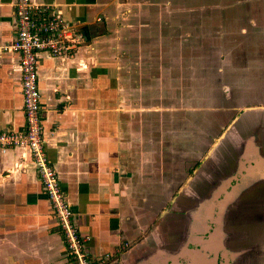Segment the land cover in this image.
<instances>
[{
  "label": "crops",
  "instance_id": "crops-1",
  "mask_svg": "<svg viewBox=\"0 0 264 264\" xmlns=\"http://www.w3.org/2000/svg\"><path fill=\"white\" fill-rule=\"evenodd\" d=\"M32 1L58 6L85 39L72 56L39 53L38 86L47 154L89 258L104 264H239L242 257L213 258L205 242L203 249L195 243V222L208 214L160 207L175 201L170 186L183 177L179 160L164 155L168 143H159V132L195 123L189 102L200 94L218 99L232 94L228 84L264 85V62L232 64L227 53L248 52L241 45L223 47V40H264V0ZM13 3L0 0V45L15 38ZM233 66L239 68L235 74L245 68L246 76L233 75ZM241 108L204 161L218 157L233 137L241 141L240 119L264 125L258 115L264 102ZM24 125L19 57L3 54L0 132H21ZM180 147L172 140L168 149ZM184 181L178 195L187 198L193 179ZM0 264H70L23 149L0 153Z\"/></svg>",
  "mask_w": 264,
  "mask_h": 264
},
{
  "label": "flooded vegetation",
  "instance_id": "flooded-vegetation-1",
  "mask_svg": "<svg viewBox=\"0 0 264 264\" xmlns=\"http://www.w3.org/2000/svg\"><path fill=\"white\" fill-rule=\"evenodd\" d=\"M237 57L240 60L231 63L242 61L241 54ZM202 73L203 68L198 67V82L202 81ZM207 73L208 70L205 76ZM252 86L236 84L235 88L232 86L235 92L222 95V99L232 102L231 107H224L221 97L211 102L210 94L204 98L200 94L199 100L195 98L189 102L195 105V123H181L173 133H166L164 126L159 132V143H168L162 146L166 151L164 155H173L179 160L177 173L183 177L170 186L171 199L175 198V201L168 200L160 207L193 208L197 215L208 214L205 220L195 222L198 233L194 237L195 243L203 249L205 242L213 258L232 254L242 257L239 264H244L243 259H251L249 264H264V125L240 119L241 141H235L233 137L224 143L218 157L206 161L203 157L219 133L234 119L240 118L242 104L264 102V85L256 84L253 89ZM213 103L219 107L217 112H211ZM172 140L180 141L181 150L172 153L168 149ZM188 177L193 179L192 194L186 198L178 194Z\"/></svg>",
  "mask_w": 264,
  "mask_h": 264
},
{
  "label": "built area",
  "instance_id": "built-area-1",
  "mask_svg": "<svg viewBox=\"0 0 264 264\" xmlns=\"http://www.w3.org/2000/svg\"><path fill=\"white\" fill-rule=\"evenodd\" d=\"M13 13L15 38L7 45H0V55L16 54L19 57L25 125L21 132H0V153L10 149H23L30 156L62 233L70 264H104V261L91 260L85 252V240L75 224L73 210L49 160L38 86V54L44 52L54 58L72 56L84 44L85 39L56 5L14 0Z\"/></svg>",
  "mask_w": 264,
  "mask_h": 264
},
{
  "label": "rangeland",
  "instance_id": "rangeland-1",
  "mask_svg": "<svg viewBox=\"0 0 264 264\" xmlns=\"http://www.w3.org/2000/svg\"><path fill=\"white\" fill-rule=\"evenodd\" d=\"M224 39H225V36H224ZM234 41L232 42V41H224L223 40V42H224L223 47H225V48L229 49V51H231L234 48L235 49H241L240 47H237V46L241 45V47L244 48L243 50H246L248 52V53L242 54L243 59H242V61H239V63H237V65L246 66V65H244L245 62L249 63V65H255V64H257V62H264V40L260 39L256 43L249 42V44H246L247 42H241L240 40H237V39H234ZM257 48L259 51L256 50ZM223 50L225 51L226 49H223ZM257 51L258 52L261 51V53H258ZM227 54L231 58L232 61L240 60V58L236 57V56H238L236 52H230ZM232 64L236 65V62H233ZM232 69H233V73H234L233 75L241 77V78L246 76L245 68H241L237 74H235V73L237 70H239V68L237 66L236 67L233 66ZM228 86L230 87V90L228 92H233L234 89L232 88V86H230L229 84H228ZM231 88H232V90H231ZM214 99H216L215 96L212 98L211 102H214ZM221 99H222V96H221ZM222 102L224 104V107H231L232 102L230 100L222 99ZM212 106L214 107L216 105L213 103ZM258 115L261 116V123H262L264 120L262 117L264 115V112H260Z\"/></svg>",
  "mask_w": 264,
  "mask_h": 264
},
{
  "label": "water",
  "instance_id": "water-1",
  "mask_svg": "<svg viewBox=\"0 0 264 264\" xmlns=\"http://www.w3.org/2000/svg\"><path fill=\"white\" fill-rule=\"evenodd\" d=\"M224 138H225V135L223 136L222 135V137L218 140L219 141V143L221 142V141H223L224 140Z\"/></svg>",
  "mask_w": 264,
  "mask_h": 264
}]
</instances>
